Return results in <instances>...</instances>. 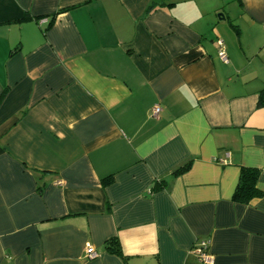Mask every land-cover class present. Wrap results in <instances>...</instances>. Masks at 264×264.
I'll return each mask as SVG.
<instances>
[{"label": "crops", "instance_id": "0c3cea01", "mask_svg": "<svg viewBox=\"0 0 264 264\" xmlns=\"http://www.w3.org/2000/svg\"><path fill=\"white\" fill-rule=\"evenodd\" d=\"M201 240L264 264V0H0V264H200Z\"/></svg>", "mask_w": 264, "mask_h": 264}, {"label": "trees", "instance_id": "16d2710c", "mask_svg": "<svg viewBox=\"0 0 264 264\" xmlns=\"http://www.w3.org/2000/svg\"><path fill=\"white\" fill-rule=\"evenodd\" d=\"M52 22V21H51ZM189 167V162L182 164L181 166L172 170V176H178L183 173ZM259 171L255 168H246L243 167L240 169L239 178L237 185L232 194V200L242 204H248L251 199L260 197L262 191L258 189L256 183L258 179ZM111 182V176L106 178L103 184H109ZM164 186L163 183H155L152 190H158ZM105 247L107 251L112 254L119 256L122 260H126V257L123 255L119 242L116 237L109 238L105 241Z\"/></svg>", "mask_w": 264, "mask_h": 264}, {"label": "built area", "instance_id": "2783aa9c", "mask_svg": "<svg viewBox=\"0 0 264 264\" xmlns=\"http://www.w3.org/2000/svg\"><path fill=\"white\" fill-rule=\"evenodd\" d=\"M217 55L223 62H227L228 58L225 52L224 42L222 39L218 38L217 41ZM160 111L159 105H154L151 110L152 116H157ZM223 164L226 163L225 160H220ZM59 184L62 181H57ZM193 252L200 262V264H212V258L209 253V243L207 240H201L193 246ZM85 256L89 259L95 258L97 256L94 251L93 246L90 243H87L85 246Z\"/></svg>", "mask_w": 264, "mask_h": 264}]
</instances>
